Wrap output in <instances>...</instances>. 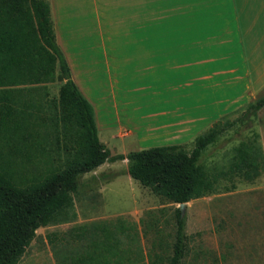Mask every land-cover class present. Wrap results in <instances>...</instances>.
Returning <instances> with one entry per match:
<instances>
[{"label": "crops", "instance_id": "0c3cea01", "mask_svg": "<svg viewBox=\"0 0 264 264\" xmlns=\"http://www.w3.org/2000/svg\"><path fill=\"white\" fill-rule=\"evenodd\" d=\"M43 1L98 140L187 144L264 76V0ZM231 46L237 61L219 69V59L235 56Z\"/></svg>", "mask_w": 264, "mask_h": 264}, {"label": "trees", "instance_id": "16d2710c", "mask_svg": "<svg viewBox=\"0 0 264 264\" xmlns=\"http://www.w3.org/2000/svg\"><path fill=\"white\" fill-rule=\"evenodd\" d=\"M56 74L62 83L57 94L58 115L52 122L69 129L71 151L61 164L47 165V154H43L47 140L39 141L35 135L28 111L32 104L39 105L32 93L53 82ZM263 107L264 95L248 104L239 118L212 123L193 139L190 151L183 145H169L110 156L98 141L92 108L71 80L55 44L48 4L43 0H0V264H17L37 229L67 221L79 178L105 161L126 160L130 179L176 205L211 193L217 178L198 166L202 152L220 134ZM34 163L45 166L26 182L20 174L28 168L38 170ZM262 167L257 134H252L234 147L228 172L249 182L260 175ZM174 215L168 262L181 264L185 216L179 208ZM68 234L76 248L61 254L57 264H123V241H133L136 236L135 228L121 219L79 225Z\"/></svg>", "mask_w": 264, "mask_h": 264}, {"label": "rangeland", "instance_id": "374dc122", "mask_svg": "<svg viewBox=\"0 0 264 264\" xmlns=\"http://www.w3.org/2000/svg\"><path fill=\"white\" fill-rule=\"evenodd\" d=\"M229 48L235 56L224 62L219 59V69L223 68L222 64L234 65L238 59L237 48ZM259 48L264 51V44ZM220 52L218 50L216 54ZM263 64L264 61L261 69H264ZM263 72L259 70L258 73L263 75ZM252 80L254 83L258 81L257 87L247 89L241 95L240 105L217 121L239 118L248 104L264 95V76ZM61 83L59 74H56L53 82L35 90L32 98L39 105L32 104L28 111L35 135L39 141L43 138L47 140L43 148V154H47V165L61 164L71 151L72 134L69 129H64L59 122H52L58 115L57 94ZM137 84L142 86V83ZM134 85L131 83L129 87ZM114 134L117 135L118 131ZM252 134H257L263 167L260 175L248 182L228 170L234 147L240 141L250 139ZM130 140L129 136L121 142L115 138L103 141L99 136L98 141L111 154H119L121 143L127 144V152L151 148H140ZM183 146L190 151L193 140ZM34 164L40 168L32 172L28 168L20 174L26 182L36 178L45 166ZM198 166L206 175L216 177L217 181L211 193L185 204L186 238L181 264H264V107L220 134L202 152ZM126 168L125 160L105 161L95 170L82 175L76 191L71 195L68 220L37 229L17 264H57L61 254L76 248L69 238L71 228L116 219L133 226L136 232L133 241H123V264H169L175 231L174 213L178 205L153 195L148 188L130 179Z\"/></svg>", "mask_w": 264, "mask_h": 264}, {"label": "water", "instance_id": "95a60500", "mask_svg": "<svg viewBox=\"0 0 264 264\" xmlns=\"http://www.w3.org/2000/svg\"><path fill=\"white\" fill-rule=\"evenodd\" d=\"M178 208H179L180 212L183 213L185 210V203L178 204Z\"/></svg>", "mask_w": 264, "mask_h": 264}]
</instances>
